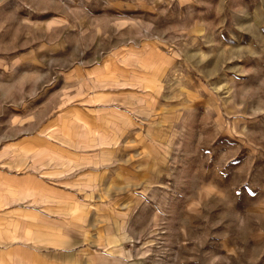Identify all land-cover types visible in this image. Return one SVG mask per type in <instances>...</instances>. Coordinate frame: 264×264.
Here are the masks:
<instances>
[{
    "label": "rangeland",
    "instance_id": "1",
    "mask_svg": "<svg viewBox=\"0 0 264 264\" xmlns=\"http://www.w3.org/2000/svg\"><path fill=\"white\" fill-rule=\"evenodd\" d=\"M0 5V68L6 76L23 68V88L38 67L50 71L47 79L38 73L39 95L64 77L112 80L120 66L149 72L156 97L150 96L144 123L148 136L133 139V158L125 162L134 165L133 179L119 181L117 189L140 195L131 212L118 215L119 241L128 234L124 242L134 258L141 264H264V0ZM61 98L52 97L54 114ZM36 144L52 145L41 136ZM143 171L155 182L149 191L141 189Z\"/></svg>",
    "mask_w": 264,
    "mask_h": 264
},
{
    "label": "crops",
    "instance_id": "2",
    "mask_svg": "<svg viewBox=\"0 0 264 264\" xmlns=\"http://www.w3.org/2000/svg\"><path fill=\"white\" fill-rule=\"evenodd\" d=\"M22 69L6 76L0 68V264H141L126 249L128 234L118 237L119 212H131L140 195L117 189L133 179L134 165L125 164L133 158V139L148 136L144 123L150 96L156 97L149 72L120 66L112 80L64 77L39 95L38 73L47 79L49 69L36 68L27 88ZM54 95L64 103L57 114ZM71 95L77 97L69 101ZM39 136L52 145L38 146ZM100 138L104 146L96 144ZM142 176L141 189L149 191L155 182Z\"/></svg>",
    "mask_w": 264,
    "mask_h": 264
}]
</instances>
